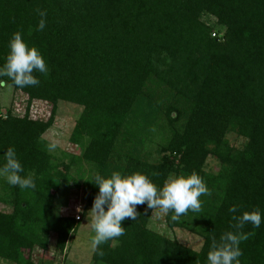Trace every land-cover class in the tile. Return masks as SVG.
<instances>
[{
    "label": "trees",
    "instance_id": "obj_1",
    "mask_svg": "<svg viewBox=\"0 0 264 264\" xmlns=\"http://www.w3.org/2000/svg\"><path fill=\"white\" fill-rule=\"evenodd\" d=\"M37 10L46 12L43 31ZM17 31L48 72H34L40 84L23 89L0 77V165L14 147L21 175L36 184L2 181L0 260L41 264L52 234L55 249L67 250L82 217L60 215L56 205L64 189L80 188L73 170L87 192L82 212L99 191L89 182L97 173L139 172L163 187L195 172L210 192L199 213L166 214L169 228L202 239L199 250L151 231L154 210L144 204L122 222L123 236L100 246L102 258L93 252L94 264H207L213 239L236 231L233 215H264V0H0V66ZM6 87L28 96L23 117L2 114ZM34 101L52 106L47 120L31 118ZM60 102L83 108L71 136L83 151L68 162L44 139ZM240 231L241 264H264V222Z\"/></svg>",
    "mask_w": 264,
    "mask_h": 264
},
{
    "label": "clouds",
    "instance_id": "obj_2",
    "mask_svg": "<svg viewBox=\"0 0 264 264\" xmlns=\"http://www.w3.org/2000/svg\"><path fill=\"white\" fill-rule=\"evenodd\" d=\"M37 11L41 19L36 30L43 31L46 26V12ZM8 48L5 63L0 66V77L9 78L20 89L38 86L40 80L33 73L48 72L42 53L34 46L29 47L19 31L12 34ZM49 147L51 149L54 146ZM2 156L4 163L0 165V177L7 184L21 190L35 189L34 178L31 175H21L24 168L15 148L8 147ZM89 182L99 190L88 217L94 232L91 248L101 258L104 252L100 246L125 234L122 222L126 218L132 221L137 219V205L146 204L147 208L164 213L171 211L172 219L176 220L188 212L199 213L202 207L200 197L210 195L203 178L195 172L187 176L170 177L163 187H158L148 176L139 172L122 175L114 171L107 177L97 173ZM228 211L234 214L238 211V206L233 205ZM232 220L235 223L231 227L236 231L223 233L219 241L213 239L207 254V264H241L240 257L243 252L240 243L247 238V234L240 230L248 223L253 228H259L264 222V215L256 209L238 216L233 215Z\"/></svg>",
    "mask_w": 264,
    "mask_h": 264
},
{
    "label": "rangeland",
    "instance_id": "obj_3",
    "mask_svg": "<svg viewBox=\"0 0 264 264\" xmlns=\"http://www.w3.org/2000/svg\"><path fill=\"white\" fill-rule=\"evenodd\" d=\"M2 105V114H5L6 109L11 108L15 116L23 117L28 107V96L22 92H15L11 87H6L2 91ZM51 110L52 106L50 104L34 101L30 105V116L32 119L47 120L50 117ZM82 111L83 108L78 105L67 102L59 103L54 126L44 135L48 146H54L51 149L49 147V150L56 158L65 159L68 162L70 156H80L82 154V146L71 140L75 125ZM156 147L153 145L147 148L148 153H150L149 160L153 163L159 157ZM207 165L209 170L217 171L218 169V164L213 159H209ZM87 168V165H85L86 170H84L87 171ZM72 175L80 181V188L64 189L61 192L56 205L57 212L60 215L70 217L81 215L82 223L78 231L71 236L67 250L64 253H60L55 249L56 235L52 234L50 249L39 258L41 264H94L92 258L93 250L91 248V239L94 236V232L88 217L90 209L82 212L87 192L84 189V180H80L77 177L75 170H73ZM3 180L5 179L0 177V197L2 195ZM78 207H81V213L77 212ZM166 214L159 210H154L149 222V229L165 238L177 240L186 246L199 250L202 246V239L185 230L169 228L166 223ZM0 261V264H9L6 261Z\"/></svg>",
    "mask_w": 264,
    "mask_h": 264
},
{
    "label": "built area",
    "instance_id": "obj_4",
    "mask_svg": "<svg viewBox=\"0 0 264 264\" xmlns=\"http://www.w3.org/2000/svg\"><path fill=\"white\" fill-rule=\"evenodd\" d=\"M80 209H81V207H78L77 212L81 213ZM75 218H76V220H80L81 215H77V216H75Z\"/></svg>",
    "mask_w": 264,
    "mask_h": 264
}]
</instances>
